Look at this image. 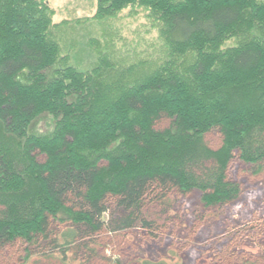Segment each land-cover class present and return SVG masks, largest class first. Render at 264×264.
<instances>
[{
	"label": "trees",
	"instance_id": "16d2710c",
	"mask_svg": "<svg viewBox=\"0 0 264 264\" xmlns=\"http://www.w3.org/2000/svg\"><path fill=\"white\" fill-rule=\"evenodd\" d=\"M97 1L101 23L144 9L161 57L117 61L91 40L97 62L81 71L63 56L47 0H0L1 264L13 250L19 264L71 252L87 264L110 228L157 236L150 209L172 193L198 191L206 208L238 201L235 158L264 169V1ZM44 116L45 135L35 132ZM214 131L218 150L206 142ZM111 205L122 217L110 224Z\"/></svg>",
	"mask_w": 264,
	"mask_h": 264
},
{
	"label": "rangeland",
	"instance_id": "374dc122",
	"mask_svg": "<svg viewBox=\"0 0 264 264\" xmlns=\"http://www.w3.org/2000/svg\"><path fill=\"white\" fill-rule=\"evenodd\" d=\"M46 3L54 13L53 24L64 25L58 33L63 56L71 54V65L81 71L91 70L97 62L96 52H93L94 57L88 54L92 53L93 47L88 46L91 40H98L102 50L117 61L156 62L161 57L163 43L159 29L142 8H128L101 23L94 20L97 0H47ZM109 42L113 49L106 50ZM71 44L74 50L70 49ZM236 44L235 39L230 40L224 49ZM52 126V121L44 116L36 121L35 132L45 135ZM170 126V121H163L157 128ZM222 139L218 131L206 136L213 150L222 146ZM229 174L230 180L242 190L235 203L206 208L198 191L186 195L172 193L164 205L166 212L161 205L150 209L156 224L162 226L157 236L144 232L141 227L133 230L110 228L99 239L105 249L96 247L101 257L87 264H264V169L261 174H254L251 167L235 158ZM109 212L106 219L110 224L122 217L114 205ZM59 240L63 242L61 236ZM17 257V252L9 251L3 262L19 264ZM56 258L47 261L31 257L26 264H81L85 259L80 255L73 261L72 252L67 255L68 262H63L60 255Z\"/></svg>",
	"mask_w": 264,
	"mask_h": 264
}]
</instances>
